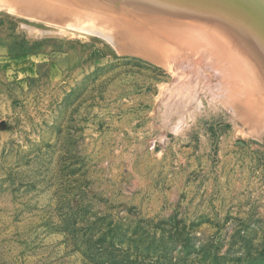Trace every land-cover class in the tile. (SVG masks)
Listing matches in <instances>:
<instances>
[{
    "label": "rangeland",
    "instance_id": "374dc122",
    "mask_svg": "<svg viewBox=\"0 0 264 264\" xmlns=\"http://www.w3.org/2000/svg\"><path fill=\"white\" fill-rule=\"evenodd\" d=\"M17 1L0 0V264H264V106L222 48L145 56L88 29L117 30L106 14Z\"/></svg>",
    "mask_w": 264,
    "mask_h": 264
},
{
    "label": "bare ground",
    "instance_id": "6f19581e",
    "mask_svg": "<svg viewBox=\"0 0 264 264\" xmlns=\"http://www.w3.org/2000/svg\"><path fill=\"white\" fill-rule=\"evenodd\" d=\"M15 1L17 0H14V2ZM18 1L17 2L22 5L24 4L22 2L30 3L33 0H30L29 2H27L28 0ZM101 1L103 0H40V3L41 5L43 4L45 6L54 8L53 11H60L61 14L63 12H70L71 14L72 12H76L79 10L78 12H80V14L82 12H85L84 14H89V16L94 15L93 18L96 16L95 18L98 19L99 16H97L96 14L100 13L102 16H100V20H103V17L105 16L104 14H106L105 18L107 17L113 25H111L110 22L107 24H109V26L111 27H117V30H113L114 32L112 33V29L110 31L109 29L103 27L93 29L90 28V25L88 29L93 32H98L105 37H112L118 34L124 38H128L129 40H135L137 45L139 44L141 46L139 53L145 56L152 54L148 52L150 49H148L147 51L146 48H152L156 43H159V45H161V38H165L167 40L171 37L177 38L178 36H180L182 40L184 38L185 40L189 42L191 41L192 43L197 40V42L199 43H211V46L213 48L219 47L213 49L214 51L219 53L215 56L220 55L222 52V54L228 60H230L228 64H230V62L232 63V65L234 64L233 66L231 64L227 66L226 70L232 72L233 75H235L236 78L239 79V81L242 80L248 83H245L247 87H249L248 89H250V87H253L252 90H250L251 94L252 92L254 93L253 90H255L256 94L254 93L255 95H250V97L248 95L247 97L251 98L252 101L254 100L253 96H256V98H259L260 100L259 105L264 106V0H109L110 2H108V4L112 5L110 9L106 4L103 3L107 0H104L103 2ZM35 2H37V0ZM28 6H33V4L30 3ZM45 6H43V8H45ZM37 9H39L38 6ZM232 10H234L235 13H238L232 14ZM39 11H41V9H39ZM45 11H47V9ZM240 11H245L244 13H247V15L244 14L243 16ZM76 13L75 17H78V15L80 16V14ZM51 14L52 16L54 15V13ZM59 14L60 13H58V15ZM83 16L81 15V18H79L81 19V22L83 21L84 23V21L88 20L89 17L84 16L85 20H82ZM80 19L78 20V22L80 21ZM75 20L77 21L76 18ZM100 20L99 24L101 22ZM91 21L89 20V22ZM96 21L97 20H95V22ZM248 23H253L254 27H251ZM102 24L106 23H103L102 21ZM81 25L83 24L81 23ZM87 25L88 24L86 23L85 26ZM60 35L64 34L60 33ZM225 37L227 38V40L229 39L230 43L232 44L230 45V47L227 45L228 42ZM124 41H126V39H124ZM130 42L129 44H131L132 46L133 44ZM142 45L150 46H147L145 48L144 46L142 47ZM138 47L136 48V50L139 49ZM228 48L233 49L232 51H230L231 49L229 50ZM220 49L222 50L221 52H219ZM199 50L202 51V49L200 48ZM223 51L225 54L223 53ZM226 51L229 52L227 53ZM225 57L222 56L221 59H226ZM188 67L190 69V66ZM250 78H252L253 81ZM227 81L229 80L227 79ZM237 86H239L238 83ZM231 88L229 87V89ZM236 88L237 87H235L234 89ZM256 90H259V92H257Z\"/></svg>",
    "mask_w": 264,
    "mask_h": 264
}]
</instances>
